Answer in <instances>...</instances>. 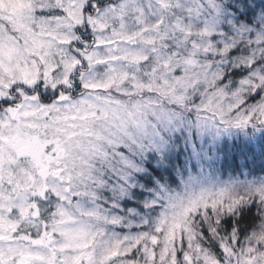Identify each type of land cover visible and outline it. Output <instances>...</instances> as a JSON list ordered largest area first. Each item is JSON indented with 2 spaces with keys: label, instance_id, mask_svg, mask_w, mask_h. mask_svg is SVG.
Returning <instances> with one entry per match:
<instances>
[{
  "label": "snow or ice",
  "instance_id": "6c2138e0",
  "mask_svg": "<svg viewBox=\"0 0 264 264\" xmlns=\"http://www.w3.org/2000/svg\"><path fill=\"white\" fill-rule=\"evenodd\" d=\"M0 264H264V0H0Z\"/></svg>",
  "mask_w": 264,
  "mask_h": 264
}]
</instances>
